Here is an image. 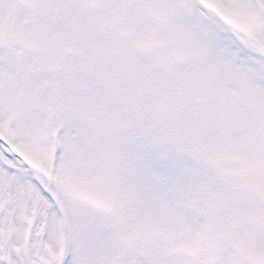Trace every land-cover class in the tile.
Wrapping results in <instances>:
<instances>
[{
    "label": "snow or ice",
    "instance_id": "obj_1",
    "mask_svg": "<svg viewBox=\"0 0 264 264\" xmlns=\"http://www.w3.org/2000/svg\"><path fill=\"white\" fill-rule=\"evenodd\" d=\"M0 264H264V0H0Z\"/></svg>",
    "mask_w": 264,
    "mask_h": 264
}]
</instances>
